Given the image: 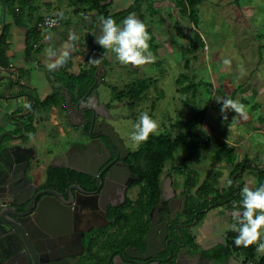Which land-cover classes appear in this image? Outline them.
Masks as SVG:
<instances>
[{"label":"rangeland","instance_id":"374dc122","mask_svg":"<svg viewBox=\"0 0 264 264\" xmlns=\"http://www.w3.org/2000/svg\"><path fill=\"white\" fill-rule=\"evenodd\" d=\"M135 1L107 0L109 14L129 10ZM179 1L143 0L140 8L135 7L122 20L115 19L122 26L126 17L134 15L147 26L150 50L156 57L154 63L140 67L122 65L114 53L106 52L96 43L103 52L104 65L97 95L99 93L100 100L108 103L109 121L132 149L141 145H134L130 139L141 114L147 113L158 124V133L168 132L174 137L188 129L198 110L208 106L197 134L185 138L174 160L168 162L162 172L167 192H172L174 187L185 190V173L173 170L172 163L181 164L186 156L189 158L184 172L193 170L199 183L221 173L220 184L225 185L231 171L234 167L238 169L243 159L264 167V0H199L195 5L199 17L196 24L183 13ZM2 5L0 0V30ZM36 6L39 8L33 13V19L52 14L60 20V25L46 31L54 35L58 29L60 36L69 41V33H75L78 39L73 43L79 42L80 46H72L77 49L85 46L84 57L79 54L73 66L78 72L87 65L91 37L100 33L99 23L95 25L93 17L98 19L102 12L86 11L78 0H38ZM25 9L31 10L29 5ZM14 11L21 13L20 0L6 3L7 22L14 20ZM196 32L201 34V39ZM226 60L229 63H225ZM138 79H147L150 83L141 99H135L132 104L129 96L118 98V92L128 89ZM225 100L233 101L235 107L222 111ZM56 130L52 134L48 132L45 143L54 144L53 141L62 137ZM206 140L210 141L208 147L204 144ZM222 142L226 148H233L234 156H228L221 147ZM52 149L55 151L54 146ZM243 169V187L256 188L260 170L252 165ZM241 201L218 206L217 216L226 214L233 220L231 213L240 207ZM230 223L228 220L220 232ZM200 224L201 221L194 224V233L198 234Z\"/></svg>","mask_w":264,"mask_h":264},{"label":"flooded vegetation","instance_id":"af4514ba","mask_svg":"<svg viewBox=\"0 0 264 264\" xmlns=\"http://www.w3.org/2000/svg\"><path fill=\"white\" fill-rule=\"evenodd\" d=\"M95 89L86 99L82 97L74 102H88ZM99 103L104 102L99 100ZM36 107L37 102L32 101L28 109L10 113L5 128L0 129V137L4 132L18 136L5 133L0 139V211H14L17 217L32 221L38 212L37 204L43 199L45 206L54 191L59 193L58 200L65 207L53 216L56 233L52 235L48 230L54 227L45 228L46 224L38 223V229L44 233L38 231L37 237L38 245L43 248V261L47 264L66 259L73 264H131L124 260L127 248L131 246L144 252L147 248L144 237L153 228L151 251L156 255L138 259V264H177L187 257L197 264L201 251L196 247L193 228L198 218L190 221L186 217L188 200L182 197L187 195L186 190L174 187L172 192H167L162 175L158 200L147 194L146 180L139 168L142 160L136 154L140 147L132 149L109 121L108 103L102 113L86 108L88 122L84 129L83 125H74L64 109L61 115L72 123L70 130L77 137L70 139L64 148L56 144L55 155L47 163L39 157L35 144L29 143L32 134L28 127L33 124ZM101 122L113 126L118 133L117 141L105 131H95L96 123ZM89 146L84 164L74 153V147ZM67 153L79 160L85 170L69 166ZM51 216L45 211L40 218L45 221ZM14 244L16 247L11 250L0 246V264H16L18 257H25L20 243ZM22 261L20 264H25Z\"/></svg>","mask_w":264,"mask_h":264},{"label":"trees","instance_id":"16d2710c","mask_svg":"<svg viewBox=\"0 0 264 264\" xmlns=\"http://www.w3.org/2000/svg\"><path fill=\"white\" fill-rule=\"evenodd\" d=\"M3 1L6 4L9 0ZM30 1L31 0H20L22 8L26 7V5L28 6ZM78 1L83 6H85L84 8L86 11L97 9L98 11L102 12V16H104L105 18L111 17L114 20H122L125 15H127L132 9H134L135 7L140 8L143 0H136L129 10L115 12L113 15L109 14V3H107V0ZM197 1L199 0L179 1V6L182 9L183 13L188 14L195 24L199 22V17L195 9ZM191 7H193V9ZM21 13H17L16 11H14V17L17 23L20 22ZM93 19L95 25H98L99 20L97 19V17L94 16ZM9 31L10 23H7L5 31L0 38V66L4 67H8L10 63V59L7 56V49L9 46L7 38L9 35ZM196 33L197 37L201 39V34L198 32ZM94 39L95 35L91 37L89 42L91 44V50L87 55V65L83 66L78 73L67 70V66H63L61 70L49 71L54 77L57 85H59V87L60 85L67 86L73 93L74 99L76 100L82 98L88 92L89 88L93 86L96 81L95 73L99 67V64L102 63L101 60L103 52L101 51V47L96 45ZM30 48L31 47L28 44V51ZM94 58L100 59L99 64L89 62ZM134 83L131 84L128 89L118 92L116 94L118 98L123 99L126 96H129L133 99L131 101L132 104L135 99H141L143 97V92L149 87L150 83L147 79H138L137 82ZM189 86L190 85H188L187 87ZM96 87H98V84L93 87V90ZM187 87H185L184 89H186ZM37 105L44 107L46 110L50 109L52 106H57L61 111H64L65 98L58 88V90H55V92L49 95L43 102L38 99ZM207 109L208 106L198 110L194 114L193 122L189 125L186 131H181L174 137L171 136V134H169L168 132L151 134L148 140L146 142H142L140 149L136 151V154H138L137 158L139 160H142L141 166L139 165V168L141 170L140 174L145 177L146 180L147 194H150V197H152L156 201L158 200V195L160 194L161 189L160 187L162 185V172L166 168L168 162H172L174 160L179 148L183 146L185 138L194 137L197 134L199 124ZM28 129L29 134L35 132V128L32 123L29 125ZM204 144L208 147L210 146V141L206 140ZM224 145H226L225 142H222L221 147L225 148L226 153L229 157L232 156L234 151L233 148H226ZM188 158L189 156L183 158L181 164H178L177 162H174V164L172 163V169L177 170L178 172L185 173L186 184L184 183V186L186 192H188L186 196L188 204L185 210V214L190 221H193L197 217V222H202L210 210L215 209L216 207L223 204H227L229 206V203L234 200H242L241 190L243 189L244 184L242 175L244 172L243 168H245L246 166L252 165L259 169L260 175L257 187H259L261 184H264V167L255 165L251 162L252 160L249 159H243L241 166L238 169L234 167V169L231 171V176L227 179V181H232L231 187H227V183L225 185L220 184L219 177H221V173H219V171L217 172L219 174H217L218 176L216 178H205L201 183H199L198 176L193 170L184 172L186 171L185 169ZM248 160L250 163L247 162ZM169 176L172 177V172H170ZM144 233L145 231L140 234L141 240ZM238 234L239 233L234 230V228H229L226 232L225 240L219 242L211 248L203 250L204 255L212 259L214 258L218 262H223L227 261L234 252H243L245 254V262L249 259H254L256 257V245L253 244L247 248L242 246L237 247L234 244V240L238 236ZM187 235L189 236V233H187ZM197 246L198 244H196V247ZM258 262L260 264H264V255L259 258Z\"/></svg>","mask_w":264,"mask_h":264},{"label":"crops","instance_id":"0c3cea01","mask_svg":"<svg viewBox=\"0 0 264 264\" xmlns=\"http://www.w3.org/2000/svg\"><path fill=\"white\" fill-rule=\"evenodd\" d=\"M36 5H38V0H31L29 3L31 10H28L29 12H27L25 7L22 8L23 12L21 11L20 22L17 23L15 18L13 21L9 20V22L6 20V24L10 23V31L7 38L9 45L7 56L10 59V63L8 67L0 66V127L3 128L6 126V119L10 113L17 110L28 109L29 107H26V105H31L32 101L37 102L39 99L43 102L49 95L53 94L55 90H58L59 85H57L54 77L46 68V64L53 61L55 57H47L45 54L46 49L52 48L57 55L63 50L68 51L70 55L63 66H67V70L71 72L78 73L80 71L77 72L73 66L75 62H77L75 59L79 58V54L83 56L85 46H81V50L79 48L77 49L76 46H72H78L79 42L75 44L62 35L60 36L61 31L57 32L58 29L55 30L54 35L46 30H38L36 22L40 16H36L33 19V13H37L35 10L39 8V6ZM17 9H19L18 6ZM28 44L31 47L29 51L27 49ZM89 52L90 50L87 53ZM63 66L56 70H61ZM94 94L97 95L96 89ZM97 96L99 97V93ZM58 109L57 106H52L50 109L46 110L44 107L38 105L32 115L35 132L32 133L29 143L35 144L39 152V157L46 163L55 155L54 153L56 151L52 149V146L56 147V144H59L64 148L67 143L77 137L75 131L70 130V125L72 123L70 124L65 121V116L61 115ZM55 128L58 129L56 130L58 136L62 137H58L56 141H53L54 144L45 143L44 139L48 137V132L52 134ZM217 208L218 207L207 213L202 224L198 227V234L195 233L198 243L197 248L201 251L199 264H250L251 262L253 264H258L257 261L264 254H261L260 257L256 256L254 259H249L246 262L243 252H234L227 261L223 262H218L214 258L212 259L204 255L203 250L211 248L225 240L227 230L233 228V224L235 223L231 218L228 219L225 216L226 214L218 217ZM215 213L217 214L214 215ZM228 220H230L231 223L228 224L225 231L221 233V227ZM261 239L264 240V236H262Z\"/></svg>","mask_w":264,"mask_h":264},{"label":"clouds","instance_id":"9594fccd","mask_svg":"<svg viewBox=\"0 0 264 264\" xmlns=\"http://www.w3.org/2000/svg\"><path fill=\"white\" fill-rule=\"evenodd\" d=\"M98 20L100 33L93 34L96 36V43L106 49V52L110 50L114 53L120 64L140 67L155 62L156 57L150 50L151 36L147 26L137 17L129 15L123 20L122 26L111 17L100 16ZM69 39L75 42L78 37L75 33H69ZM45 54L49 58L55 57L53 61L46 64L49 71H55L63 66L70 55L66 50L57 55L52 48L46 49ZM89 62L99 64L100 59L94 58ZM225 63L229 62L226 60ZM241 75H244L243 71ZM228 107L234 108V102L223 101L222 111ZM204 130L207 131L206 128ZM151 134H158V124L147 113H143L139 116L130 139L134 145L138 146L146 142ZM231 184L232 181L228 180L226 186L231 187ZM241 196L240 207L231 213L235 221L233 228L239 233L234 244L245 248L255 244L257 253L264 254V240L261 239L264 236V184L256 188L243 187Z\"/></svg>","mask_w":264,"mask_h":264},{"label":"water","instance_id":"95a60500","mask_svg":"<svg viewBox=\"0 0 264 264\" xmlns=\"http://www.w3.org/2000/svg\"><path fill=\"white\" fill-rule=\"evenodd\" d=\"M1 1L3 4V17H2V27L0 30V38H1L2 34L4 33L5 27H6V4L4 3L3 0H1ZM103 69H104V65L102 63H100L99 67L95 73L96 81L93 84V86H91L89 88L88 92L83 96L82 100L86 99L87 96H89L90 92L93 90V87L95 85H97L99 82H101ZM58 88L60 89L61 94L65 98L66 116L76 126L83 125V129L85 128V125L88 122V116H87V113L85 111L86 108H90L91 110L97 111L99 113L103 109H105V103H99V97L96 94H94L88 100V102H82L81 103V101H79V102L75 103L74 102V100H75L74 95L67 86L60 85V87H58ZM104 113L108 114L106 112H104ZM93 122L95 125L94 118H93ZM99 124L100 123H98V124L96 123L97 126H95V131H97V130L105 131L109 136H111L113 139H115L117 141L118 133L115 132V130L113 129V126L109 125L106 122H101L100 126H99ZM5 133H7L9 135H13L9 132H4L2 134V136L0 137V139L3 137V135ZM95 133H97V132H95ZM14 137H18V136H14ZM92 145H93V143H91V146ZM74 148H75L74 153L77 155V157H80L79 160L85 164L86 162L83 160H85V158H87L90 146L84 147V148H77V147H74ZM66 158H67L69 166H72L76 169L85 170L84 166L80 163V161L74 160V158L72 156H70L69 153H67ZM52 194H53V197L50 201L46 202V205H45L46 207L43 204V199L39 202V204H37V206H38L37 211L38 212H37V215H36V213L34 214L32 221L30 219L28 221H26L22 218L17 217L16 213L14 211H6V210L1 209V211H0V227H1L0 246L3 247V249L8 248L11 250L12 248L16 247L14 242L18 241V243H20V247L22 248L21 251L25 256L24 258L18 257L15 261L16 264H20L21 262H23L22 260H25V264H47L46 261H43L44 260V254L42 252L43 248H41L38 245V238H37L38 237V231L39 232L41 231L38 229V223L41 226H44L46 224L47 226H44L45 228L54 227L55 223H54L53 216L56 214L57 210H62L61 208L65 207L58 200L59 193L54 191ZM13 204H16V202ZM45 211L47 213L49 211V214H51L52 216L50 218L46 219L45 221H43L40 218V216ZM6 223H8V224L6 225ZM48 230L52 232V235H54L56 233L55 227L48 229ZM152 230H153V228H151L149 230V232L146 234V236L144 237V242L147 245V248L144 250V252L138 251V250H136L130 246L126 250V253H127L126 257L127 258H125L124 260L130 261L131 264H138L136 262V260L144 259V258H148V257H152V256L156 255V253H153L151 251V247L153 245L152 244V238L154 235ZM34 231L36 232V234H34ZM40 233L42 235H44V233H42V232H40ZM5 259H6V257H5ZM195 263L196 262H194L193 260H191L188 257L184 258L183 261H180V260L177 261V264H195ZM49 264H73V262H71V260H68V259L62 260L60 262H58V261L55 262V260H52ZM115 264H118V263H115ZM197 264H199V261L197 262Z\"/></svg>","mask_w":264,"mask_h":264},{"label":"built area","instance_id":"2783aa9c","mask_svg":"<svg viewBox=\"0 0 264 264\" xmlns=\"http://www.w3.org/2000/svg\"><path fill=\"white\" fill-rule=\"evenodd\" d=\"M60 25V20L57 16L52 14L43 15L37 22L36 27L38 30H47Z\"/></svg>","mask_w":264,"mask_h":264}]
</instances>
